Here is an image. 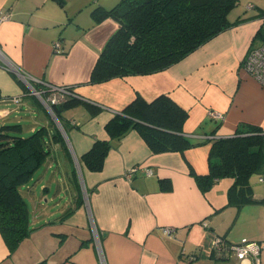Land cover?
<instances>
[{
    "label": "crops",
    "instance_id": "1",
    "mask_svg": "<svg viewBox=\"0 0 264 264\" xmlns=\"http://www.w3.org/2000/svg\"><path fill=\"white\" fill-rule=\"evenodd\" d=\"M117 1L0 0V14L8 16L0 22V125L19 118L21 111L33 118L29 132L22 126L24 135L55 123L32 93V83L71 86L99 107L95 113L85 105L60 111L67 151L51 141L45 170L20 187L31 230L13 251L0 234V264H255L253 256L217 258L211 239L217 234L230 241L232 226L246 211L261 221L241 238L264 239V193H254L247 178V191L235 189L230 197V176L204 191L190 169L207 174L215 138L247 126L264 133V85L242 67L249 48L261 41L256 37L261 21L240 19L165 69L89 83L99 53L119 27L112 17L95 22L92 10ZM56 41L61 52L54 50ZM160 94L188 112L182 132L192 143L189 148L154 153L135 129L110 139L109 119L136 95L151 101ZM211 110L223 117H211ZM95 140L110 141V147L102 168L93 171L79 158ZM50 172L49 181H56L63 199L57 210L47 203ZM163 178L170 180V189L160 188Z\"/></svg>",
    "mask_w": 264,
    "mask_h": 264
},
{
    "label": "trees",
    "instance_id": "2",
    "mask_svg": "<svg viewBox=\"0 0 264 264\" xmlns=\"http://www.w3.org/2000/svg\"><path fill=\"white\" fill-rule=\"evenodd\" d=\"M235 3L236 0H118L109 8H94L92 16L95 22L112 17L119 27L99 53L88 82L99 83L113 77L165 69L239 22L240 19L231 21L228 18ZM256 37L264 40V32L260 28ZM32 85L40 87L37 83ZM67 87L74 92L71 86ZM78 105H85L91 113L99 109L76 93L50 105L64 130L66 125L60 111ZM187 118L188 112L165 94L151 101L136 95L121 112L108 120L105 130L112 140L119 139L129 129H135L154 153L183 152L192 145L182 132ZM53 140L67 151L65 140L53 122L26 135L20 123L0 125V234L9 251H13L31 230L27 203L20 187L29 183L37 170L45 165L52 152ZM262 146L264 133L261 129L247 126L233 136L215 138L211 142L207 174L197 175L192 169L190 172L204 191L217 179L232 177L229 193L232 197L235 189L247 191L248 176L260 170ZM109 147L110 141L95 140L79 162L89 170H100ZM73 179L77 181L75 167ZM159 182L161 189L171 188L169 179L163 178ZM75 185L79 186L77 182ZM78 197L81 200V193ZM70 210L68 208L64 213ZM213 254L217 258H229L226 254Z\"/></svg>",
    "mask_w": 264,
    "mask_h": 264
},
{
    "label": "built area",
    "instance_id": "3",
    "mask_svg": "<svg viewBox=\"0 0 264 264\" xmlns=\"http://www.w3.org/2000/svg\"><path fill=\"white\" fill-rule=\"evenodd\" d=\"M7 17V14H0V22ZM53 47L56 52L62 51L61 44L58 41L53 43ZM242 67L261 85H264V40L260 41L256 45H252L249 48L242 61ZM41 85L43 86L39 88H34L32 86L33 89L31 87V91L44 102L50 111L51 104H56L62 101V99L68 95H75L72 90L64 85H54L48 82H42ZM45 91H48V93L46 94ZM43 94H46V96L43 97ZM9 99L14 102H19L20 100L19 97H10ZM209 115L216 119L223 117L222 112L215 110L209 111ZM134 170L135 168L131 169V171ZM146 174H150V169H146ZM258 179L259 181L264 182V171L259 174ZM203 224L205 226L207 225L206 222ZM171 231V228H164L165 233H171ZM260 248H264V239L260 241H252L247 238H241L239 242H231L217 234H215L211 239V249L217 255H224L228 252L226 255L229 257L234 256L241 259L253 256L255 264H259L258 254Z\"/></svg>",
    "mask_w": 264,
    "mask_h": 264
},
{
    "label": "rangeland",
    "instance_id": "4",
    "mask_svg": "<svg viewBox=\"0 0 264 264\" xmlns=\"http://www.w3.org/2000/svg\"><path fill=\"white\" fill-rule=\"evenodd\" d=\"M90 1V0H89ZM229 20H236V19H259L260 26L262 32H264V0H236V3L231 8L230 12L228 13ZM43 102V101H42ZM44 103V102H43ZM47 107V106H46ZM48 109V107H47ZM49 113L52 115V112L50 109H48ZM19 118H8L6 122L13 123L16 121V119L19 120L20 124L23 126L25 131H28L27 127L32 121V117L24 111H21L18 113ZM53 116V115H52ZM55 119V123L57 124L58 128L61 129V125L58 119H56L55 116H53ZM29 132V131H28ZM260 167L258 171L252 172L248 178L251 188L253 189V192L255 190H258L261 193H264V183L258 181L259 173L260 171H264V146H262V159L260 162ZM46 163L41 167L40 170H38V173H42L45 170ZM38 173L36 176H38ZM51 175V172L47 175V182L45 184L48 185L49 191L46 194V197L50 198L51 200L48 201L49 207L55 208L57 210L56 205L62 202L63 199L60 198L62 196H59L57 194V184L56 181H53L52 183L49 181V176ZM84 189V188H83ZM84 200L87 199V193L85 190H83ZM41 190L38 189V194H41ZM255 193V192H254ZM28 204V203H27ZM31 208V207H30ZM260 220H256V214L252 211H246V213L240 217L236 223L231 228V234H230V241L231 242H239L242 235L249 230H255L258 227V223H260ZM246 238V237H245ZM250 240L249 238H247ZM234 257V256H232ZM260 260H262V264H264V252H262L259 256Z\"/></svg>",
    "mask_w": 264,
    "mask_h": 264
},
{
    "label": "water",
    "instance_id": "5",
    "mask_svg": "<svg viewBox=\"0 0 264 264\" xmlns=\"http://www.w3.org/2000/svg\"><path fill=\"white\" fill-rule=\"evenodd\" d=\"M31 87H32V86H31ZM32 89H33V87H32ZM56 119H57V118H56ZM61 130H62V132H64L63 129H62V127H61Z\"/></svg>",
    "mask_w": 264,
    "mask_h": 264
}]
</instances>
